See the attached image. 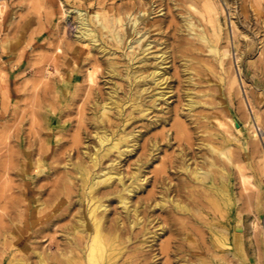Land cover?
<instances>
[{"label":"rangeland","instance_id":"1","mask_svg":"<svg viewBox=\"0 0 264 264\" xmlns=\"http://www.w3.org/2000/svg\"><path fill=\"white\" fill-rule=\"evenodd\" d=\"M106 131L135 137L100 166L140 185L131 211L99 189L114 264H264V0H0V264L84 262L80 172Z\"/></svg>","mask_w":264,"mask_h":264},{"label":"bare ground","instance_id":"2","mask_svg":"<svg viewBox=\"0 0 264 264\" xmlns=\"http://www.w3.org/2000/svg\"><path fill=\"white\" fill-rule=\"evenodd\" d=\"M79 18H80V22H81V25H80L81 27L79 29H80V32L82 33V35L85 37H89L92 40L96 41V35L93 33V31L86 29V26L88 24H86V21L84 20V18L81 15L79 16ZM88 28H89V26H88ZM213 51H217V50L214 49ZM218 53H220V52H218ZM221 56H225V52H223ZM162 59H163V57H162ZM152 72H153V70H152ZM158 72L159 71H157V72L155 71L152 73V75H154ZM147 77H149V75L141 76V77L139 76L136 79V81H140V80L147 78ZM162 80H163V78H162ZM234 83H235V80L232 79L231 87H233ZM155 89H158V88H155ZM114 101H115V99H114ZM127 101L131 102L130 106L133 109L139 110L141 113H145L148 110L147 108L142 106V103H141L142 99H141L140 95L130 97ZM190 101H189V103H190ZM119 102H121V101H119ZM110 103H105L103 105V111H102L103 115H108L107 114L108 109L113 108L110 106ZM154 103H156V102H154ZM120 106H122V104L121 105L116 104L115 108H118ZM176 115H177V113H176ZM220 120L221 119L216 117L217 124L223 126V123ZM232 122L234 123V121H232ZM181 125H183V124H181ZM104 131H105V129H104ZM94 133H96V132H94ZM107 133H108L107 131H106V133H104V132L99 133V134L97 133L95 136L98 138L99 145L94 146L95 152L93 153V156L91 157V161L93 162V167L100 166L101 159L103 157H108L111 153L117 152V153H119V156H122L124 153H127L124 150V147L131 146L130 143H131V141H133V139L135 137L134 134H124V135L118 137V139H112L111 136L109 135V133L108 134ZM252 136L254 138H256L258 136V133L256 131H253ZM132 147L133 148L131 150L134 149L135 145H133ZM153 147H154V145H153ZM213 151H215L218 154V156L223 157L224 159H227V160L230 159L228 154H227V150L213 149ZM138 162H140V161H138ZM116 164L117 163L114 160H112V161H110V163L108 165L105 164L106 166H104V167L100 166L99 169L97 168L98 170H96V168H95L94 169L95 171L94 170L90 171V169H88L87 167H84V168H82V170L80 172V177L82 179L83 184L86 187L85 200L88 204L87 213H88V217H89V219H87L85 221L81 220V219L78 220L79 225H80V227H79L80 230L85 232V242H84V248H83V250L85 251V253H84L85 257H84V262L82 264H114V262L112 261V258H113L112 252H113V243L116 240L117 226H116V223L114 221L113 222L111 221L110 225L106 226L108 223L107 224L105 223V219H104L105 216H103V215L108 212V206L109 205L108 206L105 205L102 202V200H103V198H107L109 195H107V196L101 195V193H99L100 186L110 187V186H112V184L114 182H117L119 185H122L123 191L127 193V196H123L122 194H119V196H118L119 200L118 201L121 203L122 207L126 211L127 210L131 211L130 210L131 209L130 208V195H132L133 192L138 190V188L140 187L139 184H131L130 186H125L123 175L120 172L121 170L117 171L115 169ZM187 165H189V164H187ZM196 168H197V166H196ZM132 174H133V172H132ZM208 174H209L208 170L197 169L195 172V177L199 181H202ZM132 180H134V179H132ZM131 183H135V182L132 181ZM221 190H220V192L226 197L225 199L226 200L230 199V196H229L230 194L227 191V189L224 188ZM104 201L106 202V200H104ZM258 204H261V203H258ZM136 210H137V208H136ZM240 224H241V222H240V220H238L237 225H236L237 231L240 229ZM234 238H235L234 239L235 240L234 241L235 251H234L233 255L237 256V252L240 251V246H241V239H240L239 233L236 232L234 234ZM39 256L41 257V255H39ZM18 264H25V263L22 262V263H18ZM41 264H43L42 260H41Z\"/></svg>","mask_w":264,"mask_h":264},{"label":"crops","instance_id":"3","mask_svg":"<svg viewBox=\"0 0 264 264\" xmlns=\"http://www.w3.org/2000/svg\"><path fill=\"white\" fill-rule=\"evenodd\" d=\"M263 196H261V198H262ZM262 201H263V198H262ZM254 210L255 211H257V216L260 214V212H261V210H262V208L264 207V202H263V205L261 206V207H258L257 205H256V202H255V204H254ZM238 220H240V222H241V218L240 217H237V221ZM237 223V222H236ZM236 227V226H235ZM237 232V231H236ZM235 232V233H236ZM238 233V232H237ZM240 234V236L242 235L241 233H239ZM233 239H234V235H233ZM234 243V242H233ZM264 244V243H263ZM240 248H241V246H240ZM234 251H235V245H234ZM235 257H238V259H239V262H240V255L239 256H235ZM242 261V260H241Z\"/></svg>","mask_w":264,"mask_h":264}]
</instances>
